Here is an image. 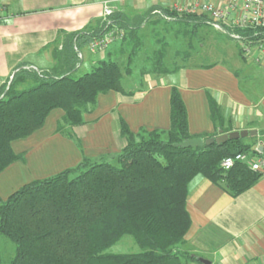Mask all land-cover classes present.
<instances>
[{
	"label": "trees",
	"instance_id": "1",
	"mask_svg": "<svg viewBox=\"0 0 264 264\" xmlns=\"http://www.w3.org/2000/svg\"><path fill=\"white\" fill-rule=\"evenodd\" d=\"M159 11L179 25V35L189 37L192 31L191 40L199 34L200 26L210 25L203 13L178 12L171 7L155 6L135 17L114 10L95 28L67 35L63 47L54 49L56 62L49 69L19 67L12 80L0 87V174L15 162L26 161L25 153L14 150V141L44 127L54 110L64 112L57 124L61 132L67 125L84 124L85 114L96 106L100 95L126 93L123 76L132 73L133 58L143 44L140 28ZM113 27L125 31V36L112 45L131 46L127 62L109 57L77 76L81 48ZM238 31L253 33L250 29ZM166 47L163 41L148 57L156 72H169L164 63ZM180 67L177 65L176 70ZM23 84L26 86L19 87ZM210 108L214 121H219V107L212 98ZM170 110L167 130L134 132L120 118V131L127 144L112 157L118 164L110 163L107 157H84L72 168L27 182L5 199L0 196V235L16 244L11 264L199 261L192 252L180 249L192 224L187 206L190 182L203 175L236 197L251 188L264 172L241 162L224 170L222 159L238 153L263 154L245 138L202 147L175 146L196 137L189 132L187 108L177 87L171 90ZM126 235L134 238L141 252L107 251Z\"/></svg>",
	"mask_w": 264,
	"mask_h": 264
},
{
	"label": "crops",
	"instance_id": "2",
	"mask_svg": "<svg viewBox=\"0 0 264 264\" xmlns=\"http://www.w3.org/2000/svg\"><path fill=\"white\" fill-rule=\"evenodd\" d=\"M105 2L130 17L146 14L155 6L170 7L171 4V0H0V87L10 81L22 65L39 69L54 65L53 51L63 47L67 35L93 29L105 20ZM156 16L147 18L140 28L143 44L133 58L132 72L137 61L151 64L148 57L154 49L147 48L151 35L145 30L152 28ZM130 49L129 45L115 44L93 52L88 44L81 48L77 72L90 71L109 57L127 62ZM244 60L259 65L254 60ZM164 63L169 72H156L149 66V70H144L143 83L124 86L126 93L110 91L100 95L96 106L85 114L88 120L85 118V123L79 125L81 138L96 135V127L109 120L116 145V154L109 156L112 158L127 143L120 131V118L125 119L134 132L167 130L171 90L177 87L187 108L190 134L215 137L220 129L224 132L256 129L258 134L246 137L245 141L255 143V148L263 154L260 157H264L263 89L250 92L239 80L240 71L220 64L205 67L183 61L169 65L167 52ZM177 65L181 66L178 70ZM211 98L219 107L221 119L217 122L212 117ZM102 107L106 110L99 115ZM52 134H60L57 126ZM64 135L66 137L61 139L74 140V135ZM24 152L29 154L27 150ZM187 206L192 224L185 237V250L211 264H264V174L236 197L203 175H197L188 187ZM189 264L203 263L191 261Z\"/></svg>",
	"mask_w": 264,
	"mask_h": 264
},
{
	"label": "rangeland",
	"instance_id": "3",
	"mask_svg": "<svg viewBox=\"0 0 264 264\" xmlns=\"http://www.w3.org/2000/svg\"><path fill=\"white\" fill-rule=\"evenodd\" d=\"M153 14H156L155 11ZM167 20L168 22H165ZM172 20L173 18L166 17L163 12L159 11V15L154 18L157 24L154 23L152 28L148 27L145 30L148 36L151 35L149 37L151 43L147 46L150 51L161 47V43L166 41L169 65L182 63L183 61L204 64V66L220 64L234 71H240L239 80L250 92L262 89L264 91V68L245 61L244 59L247 60V56L240 50L238 43L233 38L216 30L212 25H202L199 27V34L191 40L190 38L193 37L194 33L191 31V34L187 35L189 37L179 35V32H177L179 25L172 23ZM157 39H159V43H156ZM189 39L192 42V48L189 45L191 44ZM148 51L146 50V52ZM188 53L186 60L185 55ZM123 62H126V59ZM149 66L151 67L148 62L137 61L131 74L124 73L123 86L133 87L139 81L143 83L144 70H149ZM85 72L87 71L79 70L76 75L80 76ZM23 86H26V84L19 87ZM105 110L104 107L100 108L98 114H103ZM62 113L64 112L61 109L54 110L47 119L45 128L42 127L43 129L36 131L33 136H29V139L14 141L13 148L16 152L25 153L24 150H27L29 154L26 155L25 153L27 156L25 163L17 161L0 174V196L2 198H7L13 191L27 182L49 177L64 169L72 168L79 164L84 157L91 159L107 157L110 163L118 164L115 158H109L110 155L116 154V145L114 144L113 131L109 125V120H105L96 127L98 131L96 135L92 133L86 139L81 138L82 128L80 126L67 125L60 132L61 135L53 136L52 133L58 124V120H62ZM84 117L88 120L89 116L85 115ZM64 134H69L71 137L74 135V140L61 139L66 137ZM50 137L52 138L50 139ZM180 249L185 250L184 243L181 244ZM15 250L16 244L8 237L0 235V264H11ZM107 251L112 253H138L141 252V249L132 236L126 235Z\"/></svg>",
	"mask_w": 264,
	"mask_h": 264
},
{
	"label": "built area",
	"instance_id": "4",
	"mask_svg": "<svg viewBox=\"0 0 264 264\" xmlns=\"http://www.w3.org/2000/svg\"><path fill=\"white\" fill-rule=\"evenodd\" d=\"M173 10L207 15L210 25L216 30L233 38L248 59L254 60L264 68V0H173ZM0 8H2L0 6ZM114 12V8L105 2V19ZM253 30L244 34L238 30ZM125 36L123 29L113 27L104 35L94 39L89 48L93 52L104 50ZM79 56L82 57L79 52ZM246 163L253 170L264 172V157L252 153H238L226 156L221 161L224 170H230L237 163Z\"/></svg>",
	"mask_w": 264,
	"mask_h": 264
},
{
	"label": "water",
	"instance_id": "5",
	"mask_svg": "<svg viewBox=\"0 0 264 264\" xmlns=\"http://www.w3.org/2000/svg\"><path fill=\"white\" fill-rule=\"evenodd\" d=\"M13 78V77H12ZM11 78V79H12ZM220 134L215 137H208L204 138L201 136H196L189 138L187 140H184L179 143H175V146H181V147H202L204 145H210L213 143H224L231 139H237V138H246L248 136H254L258 134V131L256 129H243V130H236L231 132H224L222 129L219 130ZM262 150V147H261ZM198 260L203 264H211V262L205 258L198 257Z\"/></svg>",
	"mask_w": 264,
	"mask_h": 264
}]
</instances>
